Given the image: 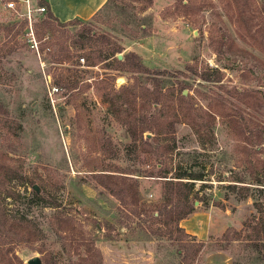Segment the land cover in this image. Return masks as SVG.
Returning <instances> with one entry per match:
<instances>
[{"label": "rangeland", "instance_id": "obj_1", "mask_svg": "<svg viewBox=\"0 0 264 264\" xmlns=\"http://www.w3.org/2000/svg\"><path fill=\"white\" fill-rule=\"evenodd\" d=\"M203 1L211 5L192 12L175 0L148 6L147 0H108L90 19L66 26L36 11L37 0H31L30 20L24 6L14 11L0 3V208L24 236L0 238V264H20L16 257L27 264L33 256L43 264L45 258L49 264H85L79 263L85 257L81 231L100 249L103 264H264V249L246 240L247 230L238 240L221 238L226 228L240 230L259 215L254 203L264 209V52L234 21L229 0L198 5ZM249 1L264 10V0ZM102 34L122 44L123 53H138L153 72L115 70L112 57H103ZM222 35L233 39L231 50L219 48ZM214 69L220 82L195 74L216 77ZM152 77L163 90L175 89L174 97L186 91L195 106L204 108L210 96L221 95L249 123L248 155L224 117L216 116L214 138L200 143L187 123L175 126L176 149L162 160L172 166L196 161L208 175L205 184L195 185V211L180 224L196 238H186L187 248L177 233H152L167 229L150 213L130 214L95 179L119 167L132 173L142 202L151 208L161 203L160 178L145 175L158 166L147 165L149 155L129 147L126 126L97 89L133 81L150 85ZM174 97L167 98L171 104ZM247 159L257 165L254 174ZM60 217L73 221V236L58 232ZM195 223L199 235L190 230Z\"/></svg>", "mask_w": 264, "mask_h": 264}, {"label": "trees", "instance_id": "obj_2", "mask_svg": "<svg viewBox=\"0 0 264 264\" xmlns=\"http://www.w3.org/2000/svg\"><path fill=\"white\" fill-rule=\"evenodd\" d=\"M37 1L40 6L46 7L44 17L55 20L61 26L81 21L80 19L74 18L61 22L53 15L46 0ZM183 1L175 0V4L192 12L200 11L202 8L211 5L207 1L201 2L200 5H198V0H186L187 3H183ZM151 2L152 0H147L146 6L150 5ZM229 2L235 8L234 21L241 27L244 35L260 51L264 52V10L252 7L249 0H229ZM261 5H263V8L264 3ZM43 22L46 25L49 24V21L46 19ZM85 30L91 32V29L88 27ZM94 34H92V37ZM99 38L98 40L101 45L107 46L106 53L103 57H112L115 63V70L131 71L138 74H149L153 72L144 65L141 57L135 51L130 50L123 53V45L116 43L110 36L102 34ZM225 38L224 35L220 37L219 48L225 45L231 50L233 47V39L227 37V42ZM101 52L102 50L100 53L98 52L97 58H102ZM118 54L122 55L120 59L117 57ZM160 72L165 73L164 71ZM213 72H217L216 77L211 76L213 73L195 74L205 82H220L219 71L214 69ZM150 80V85L133 81L116 88L114 84L109 91H104L100 86L97 89L103 99L109 104L118 122L126 126V131L130 138L129 147L149 155L150 158L146 161L147 165L158 166L157 169H148L145 175L160 178L162 183L161 203L151 208L142 202L139 197L137 181L134 177L130 176L132 173L123 171L119 167L118 170L110 173L100 172L95 175V179L111 195L118 199L121 206L126 208L130 214L139 216L143 213H150L154 222H159V224L167 229V231H164L160 227H157L156 229H152V233L157 235H163L166 232L172 234L177 233L175 238L179 241L181 247L187 248L190 241L186 238L192 240H196V238L194 235L186 233L184 228L180 226V221L195 211L194 200L198 196V191H200V189L195 188V185L197 182L205 184L202 182L208 180L206 178L208 175L204 172V168L196 161L187 165L177 164L172 166L167 161L162 160V158L170 156V153L176 149L175 126L181 122L187 123L200 143L210 141L214 138L213 127L216 116L224 117L234 130L235 136L238 139L244 140L242 152H246L248 155L249 152H253L251 149H248L251 142L250 137L246 135L247 132H250L249 123L237 111L228 107L221 100L219 93L216 95H220V97H209L207 93L199 90L198 93L204 95V99L209 97L207 99V106L203 108L201 105L195 106L193 97L191 95H184L183 89H181L180 94L174 97L175 89L163 90L158 79L152 77ZM220 88L222 89L224 87L220 86ZM227 92L231 93L232 91ZM235 94L242 95L239 92H235ZM168 97H174L175 104L178 106L171 104L172 101L171 99H167ZM217 107L221 108L222 111L216 112L212 110V108ZM153 110L156 111L153 112ZM258 137V144H261V136ZM246 163L249 171L254 174L257 165L252 163L250 159H247ZM255 182L260 181L256 180ZM234 186L235 184H229L230 188H234ZM254 206L259 214L257 217L251 221H245L240 230H236L233 227L226 228L221 238L238 240L242 232L247 230L250 235H244L246 236V240L251 241L253 246H258V243H261L260 245L264 249V209L259 203H254ZM155 212L156 215H154ZM4 213L3 209L0 208V238H8L11 241L22 240L24 238L22 230L17 229L16 224L8 222L9 220ZM58 220V232L64 236H73L76 231L73 221L70 218L63 217L58 218ZM79 236L83 241L82 245L85 251V257H79V263L83 261L85 264H103L101 251L95 246L91 237H88L84 231H81ZM196 243L199 244V247L202 246V241H197ZM199 247L193 250V255L199 251ZM5 256L7 257L6 254ZM16 258L21 264L20 259L18 257ZM262 260L264 261V256ZM44 262L45 264H49L46 258Z\"/></svg>", "mask_w": 264, "mask_h": 264}, {"label": "crops", "instance_id": "obj_3", "mask_svg": "<svg viewBox=\"0 0 264 264\" xmlns=\"http://www.w3.org/2000/svg\"><path fill=\"white\" fill-rule=\"evenodd\" d=\"M53 15L61 22L77 18L88 20L93 17L107 2V0H46ZM184 220V219H182ZM182 220L180 224H182ZM190 225L193 234L199 235L201 230ZM182 227V225H180ZM208 230V229H207ZM209 231V230H208ZM225 231V230H224ZM199 233V234H198Z\"/></svg>", "mask_w": 264, "mask_h": 264}, {"label": "built area", "instance_id": "obj_4", "mask_svg": "<svg viewBox=\"0 0 264 264\" xmlns=\"http://www.w3.org/2000/svg\"><path fill=\"white\" fill-rule=\"evenodd\" d=\"M0 3L8 10L18 11V8H25V15L30 20L32 9L30 7L31 0H0ZM38 12H45L46 7L38 5L35 9Z\"/></svg>", "mask_w": 264, "mask_h": 264}, {"label": "water", "instance_id": "obj_5", "mask_svg": "<svg viewBox=\"0 0 264 264\" xmlns=\"http://www.w3.org/2000/svg\"><path fill=\"white\" fill-rule=\"evenodd\" d=\"M117 57L120 59L122 57L121 54H118ZM186 91H183V93L185 94ZM34 188L37 189L36 186H34ZM27 264H43L42 260L38 257V256H33L31 258H29L27 260Z\"/></svg>", "mask_w": 264, "mask_h": 264}]
</instances>
